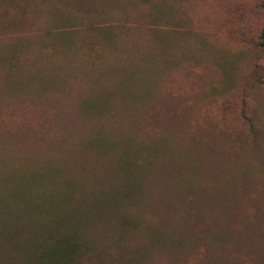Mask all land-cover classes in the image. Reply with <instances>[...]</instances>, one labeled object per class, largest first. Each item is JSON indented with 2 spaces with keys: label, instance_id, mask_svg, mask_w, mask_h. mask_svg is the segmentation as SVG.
Returning a JSON list of instances; mask_svg holds the SVG:
<instances>
[{
  "label": "trees",
  "instance_id": "1",
  "mask_svg": "<svg viewBox=\"0 0 264 264\" xmlns=\"http://www.w3.org/2000/svg\"><path fill=\"white\" fill-rule=\"evenodd\" d=\"M144 2L152 0H0V38L14 37L11 31L20 34L27 23L30 29V25L47 18L43 25L48 27L32 29V32L37 31L33 33L35 40L51 38L62 49H68L73 46L75 33L58 29L54 32L50 26L57 22H75L76 16L72 17L71 11L76 9L81 26L76 31L83 39L85 51L98 60L104 51L100 42L115 50L111 55L117 66L106 67L93 62L94 70L96 65L100 68L95 76L105 83L116 78L121 70L132 76L140 74L139 79L127 75L125 91L116 95L107 91L100 98L89 93L84 98L78 97L85 81L83 85L76 83V100H79L76 103L80 108L74 114L68 103L63 105L62 110H66L63 113L58 104L53 103L54 98H70L61 91L44 96L49 88L36 92V97H32L35 100L26 96L12 104L0 98V151H9L17 139L31 137L32 142L40 144L47 140L51 149L48 145L44 149L56 151V155L50 153L45 157L26 156L33 162L53 158L50 161L54 162L53 167H32L16 180L14 177L2 180L0 264H191L192 259H185L183 254L188 251L187 246L192 252L198 249V255L203 258L201 264H244L242 255L253 264H264L263 259H256L248 252L254 250L253 242L249 243L251 237L248 242L244 239V229L248 231L247 215L252 213L249 206L254 202L244 201L252 174L246 166H251L240 164L242 170L236 167L239 153L252 161L255 152L238 151L227 159L221 151H213L214 145L206 143L204 145L210 147L207 153L201 148L194 150L203 152L205 168L194 161H185L188 164L185 171L176 161L170 165L176 155L185 160L188 153L168 156L166 151H176L175 146L172 143L152 145L151 137L165 133L166 119L180 116L181 113H175L182 110V105H177L179 111H174L156 104L159 99L149 84L152 71L126 66L124 48L112 40L108 31L90 22L91 13L102 15L100 6L118 8L124 13L129 7ZM215 3L220 19L227 26V38L264 54V0H216ZM54 12L60 16L56 15L58 20L51 23L49 16ZM27 37L26 40L24 36L15 39L22 43L8 58L29 59ZM44 41L36 43L39 50L45 48ZM5 59L0 58V69L8 66L12 72L14 64L22 68L12 60L6 65ZM91 72L88 70V77H92ZM69 75L71 83L79 77L75 69ZM4 79L8 84L12 76L8 73ZM66 81L64 91L75 97L73 86L69 87ZM144 82L149 86L141 84ZM5 90L11 92L8 87ZM113 101L119 103L118 106L112 108L115 104L110 102ZM28 113L52 124L43 132H27L16 123L26 119ZM238 117L239 126L252 128L243 111H238ZM95 124L98 128L93 129L98 134H89ZM73 138H76L78 151H88L92 156L83 158L81 155L79 162L69 159L66 147ZM145 141L150 143L147 149L151 151H143ZM15 147L11 151H16ZM167 157L170 158L168 166L159 170L160 182L149 181L153 168ZM210 174L213 176L206 180ZM168 180L175 182L168 183ZM208 182L212 185L210 190L204 186ZM263 189L261 193L258 189V195L264 193ZM254 207L257 208L255 202ZM258 218L264 220L263 213H259Z\"/></svg>",
  "mask_w": 264,
  "mask_h": 264
},
{
  "label": "rangeland",
  "instance_id": "2",
  "mask_svg": "<svg viewBox=\"0 0 264 264\" xmlns=\"http://www.w3.org/2000/svg\"><path fill=\"white\" fill-rule=\"evenodd\" d=\"M215 1L152 0L151 3L144 2L145 4L140 3L129 7L124 13L118 8L100 6L99 13L102 15L95 16L91 13L90 22L101 26L102 30L108 31L112 40L124 48L126 66L152 71L149 73L151 78L149 84L155 90L156 99H159L156 104H163L174 111H179L176 107L182 105V110L175 113L176 115L181 113L180 116L170 120L166 119L165 133L151 137L152 145L160 146L163 143H172L175 146L176 151H166L165 154L168 156H172V153L176 152L188 153L185 155L187 157L185 160L176 155L170 165L175 164L176 161V165L180 164L181 170L185 171L188 167L187 163L194 161L200 168H205L203 152L194 150L201 148L207 153L210 148L207 145L210 144L215 146L213 151H221L227 159L238 151L255 152L256 157L252 161L245 154L239 153L241 155L236 161L239 165L236 167L242 170L244 168L240 164L251 166H246L252 174L250 175L251 180H248L247 197L244 198V201H254L257 208L254 207V202L249 206L252 210V213L247 215V228L250 235L247 236L248 231L244 229V239L247 242L250 237L252 239L249 243L253 242L252 249L254 250L248 251L252 257L264 260V228H260L263 227L264 220L258 218L259 213L264 215V193L258 195V189L261 193V188H264V168H262L264 166H261V160L264 162V54L253 51L247 46L233 43L227 38L225 33L227 26L220 19L221 13ZM71 13L72 17L76 16L75 22L64 24L57 22L50 26L54 32L58 29L66 30V33L70 31L75 33L72 38L73 46L68 49H62L51 38L35 40L33 33H37V31L33 30L34 32H32V29L48 27L43 25L47 18L42 19L38 24L30 25V29L27 28V23L21 28L20 34L17 33L18 31H11L10 34H13L14 37L0 38L1 59L8 58V55L21 45V41L15 40L20 36H24L25 40L28 36L26 44L29 45L26 49L29 59H5L6 65L14 61L19 63L22 68L20 69L14 64L12 72L9 71L8 66H5V69L3 67L0 69V98L10 101L12 104L17 99L26 96L29 97V100H35L32 97H36L38 94L36 92L49 88L47 94L43 93L44 96L47 97L61 91L63 96L70 98H54L53 103L58 104L61 113L66 111L62 110V107L68 103V108H73L74 114L75 110L80 108L76 103L79 102L76 100V83L82 82L80 84L83 85V81H85L80 96L78 95L82 98L86 93L94 94L97 97H92L100 98L99 96H105L107 91L116 95V92L120 93L126 90L127 75H131L126 70H121L120 74H116L118 75L116 78L112 76L111 79H114L105 83H102L104 80L99 79V76H95L96 72L99 73L98 69L100 68L96 65L94 70L93 62L96 64L99 62L106 67H113L111 64L117 66L111 55V52H115V50L112 49V46L100 42V47L102 44L103 48H101L104 51L100 53V57H97L98 60L88 54L83 46L84 42L81 43L83 40L81 35L76 31L81 27L79 15L76 13V9ZM56 15L60 16L55 12L50 14L49 21L51 23L58 20ZM119 25L124 27L123 30L116 27ZM113 35H116L115 38ZM42 41H44L45 48L39 50L36 43ZM74 69L76 77L78 75L79 77L73 79L76 81L71 83L72 78L70 79L69 74ZM88 70L92 71L90 73L92 77L87 76ZM8 73L12 79L8 80L7 84L4 78ZM138 74L137 76L131 75V77L139 79ZM66 80L70 83L69 87L73 86L75 97L69 96L64 91L68 85ZM141 84L148 85L146 82ZM5 87H8L11 92L5 90ZM162 98L163 100H160ZM110 104H115L111 105L114 108L119 103L113 101ZM68 108L66 107V109ZM239 110L243 111L246 120H249L251 129L249 127L243 129L237 124L240 120V117L237 118ZM67 111L71 115L69 109ZM180 117L181 119H179ZM74 120L76 121V114ZM239 123L241 122L239 121ZM49 124L52 123L30 113L22 122L16 123L18 127L21 126L30 133L43 132ZM157 125L160 127L159 124ZM93 128L98 127L95 124ZM88 133L95 135L97 131L93 129ZM178 136L179 138L185 136L186 139H179ZM32 138H29L30 140L27 138V140H15L12 146H16V151H11L13 147L9 151H0V186L3 184L2 180L6 181L9 177H14L16 180L17 176L26 173L30 170L29 168L39 169L40 167L54 166V162H50L53 158L35 159V162L32 159H27V155L31 157L38 155L45 157L50 153L56 155V151L44 149L47 145L51 149V144L47 140H42L45 144H40L32 142ZM208 140L210 141L208 142ZM206 143L208 144L204 145ZM143 144V151H151L147 149V145L150 144L148 141ZM120 147L123 148L121 145ZM30 149L34 151H29ZM120 151L122 150L120 149ZM122 152L130 153V151ZM115 153L119 155L118 151ZM65 154L69 156V159L75 158L76 162L81 160V155L83 158L92 156L88 151L76 149V138L69 141ZM167 158L157 164V161L155 162L156 169L153 168L154 173L149 181L160 182L161 173L159 170L168 166L170 158ZM211 159L217 161L214 156H211ZM210 176L213 175H208L206 180ZM178 180L182 183L186 182L182 181L183 179ZM171 182L175 181L168 180V183ZM204 186L210 190L212 185L208 182ZM187 250L186 253H183L185 259H192L191 264L202 263L203 258L198 255V249L192 252L191 247L187 246ZM240 258L244 264H253L252 260L247 261L246 255H242Z\"/></svg>",
  "mask_w": 264,
  "mask_h": 264
}]
</instances>
